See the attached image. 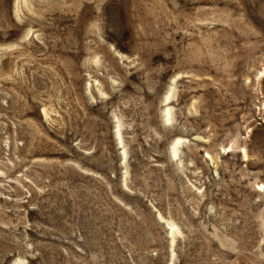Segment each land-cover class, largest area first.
<instances>
[{
    "label": "rangeland",
    "instance_id": "374dc122",
    "mask_svg": "<svg viewBox=\"0 0 264 264\" xmlns=\"http://www.w3.org/2000/svg\"><path fill=\"white\" fill-rule=\"evenodd\" d=\"M0 264H264V0H0Z\"/></svg>",
    "mask_w": 264,
    "mask_h": 264
},
{
    "label": "bare ground",
    "instance_id": "6f19581e",
    "mask_svg": "<svg viewBox=\"0 0 264 264\" xmlns=\"http://www.w3.org/2000/svg\"><path fill=\"white\" fill-rule=\"evenodd\" d=\"M166 111H167L166 115L170 116L169 108H167ZM181 141H182V139L175 138L172 141V143L170 144V150H171V154H173V156H176L177 155L178 147H179V144H180Z\"/></svg>",
    "mask_w": 264,
    "mask_h": 264
},
{
    "label": "water",
    "instance_id": "95a60500",
    "mask_svg": "<svg viewBox=\"0 0 264 264\" xmlns=\"http://www.w3.org/2000/svg\"><path fill=\"white\" fill-rule=\"evenodd\" d=\"M116 137H117V135H116ZM118 142V141H117Z\"/></svg>",
    "mask_w": 264,
    "mask_h": 264
}]
</instances>
